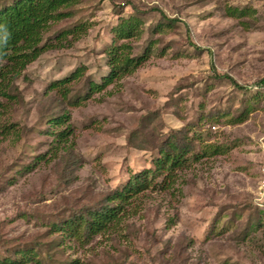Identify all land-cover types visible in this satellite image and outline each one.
<instances>
[{
    "label": "rangeland",
    "instance_id": "rangeland-1",
    "mask_svg": "<svg viewBox=\"0 0 264 264\" xmlns=\"http://www.w3.org/2000/svg\"><path fill=\"white\" fill-rule=\"evenodd\" d=\"M134 7L144 22L134 53L157 42L143 67L78 107L48 90L80 66L91 80L105 76L111 30ZM152 7L178 23L155 32L161 16L145 14ZM229 7L248 15L231 18ZM71 10L45 39L78 24L87 32L31 64L11 87L14 99L0 97V260L28 251L44 264H264V207L256 200L264 93L245 122L226 121L254 103L264 79V0H81ZM67 112L69 124L53 125ZM68 126L73 134L59 148L56 133ZM171 129L194 138V153L213 145L225 152L179 171L169 190L142 194L132 214L85 245L57 231L116 205L108 198L151 166Z\"/></svg>",
    "mask_w": 264,
    "mask_h": 264
},
{
    "label": "trees",
    "instance_id": "trees-1",
    "mask_svg": "<svg viewBox=\"0 0 264 264\" xmlns=\"http://www.w3.org/2000/svg\"><path fill=\"white\" fill-rule=\"evenodd\" d=\"M80 2L81 0H0V97L14 99L11 87L31 64L48 51L66 48L65 43L69 41L70 36L78 40L87 32L85 24H78L60 32L54 40L45 39L52 25L70 18L72 16L71 9ZM133 9L136 10L135 13L127 18L121 16L118 24L111 30V43L105 51L108 67V73L105 76L99 81L91 80L86 77L87 68L80 66L68 76L53 81L48 86V90L56 91L72 107H78L143 67L150 60L151 50L157 42L151 41L141 55L134 53L135 46L132 41L141 37L144 22L140 10L135 7ZM245 12V9L239 10L233 7L226 9L227 15L235 19H241L248 15ZM146 13L160 14L161 19L155 27L157 33L161 31L163 24L175 25L178 23V19L168 17L157 7L149 8ZM241 23L248 24L244 21ZM196 48L199 51L203 50L198 46ZM213 68L215 67L213 66ZM222 78H228L239 89L247 90L228 75H224ZM81 82L84 84L83 89L76 91L75 85ZM254 90L255 93L252 94L255 99L254 103L251 101L249 105L244 103V106L239 108L241 110L238 109V114H235L236 118H229L226 121L235 124L246 121L249 107L251 108L250 104L256 105L260 93H264V79L257 83ZM70 120V113L67 112L51 121H53V125L61 126L69 124ZM214 123H217V120H214ZM178 132L177 129H171L161 141L158 152L152 155L151 166L133 174L121 190H117L108 198L109 203H117L116 205H105L87 217L81 215L73 220H68L62 228L57 227V231L65 232L66 238L85 245L95 236L108 232L112 224V227L118 226L127 215L132 214L136 209H130V206L142 194L151 190H169L177 182L179 171L190 167L192 163L201 161L204 157L225 152L223 148L213 145L206 146L202 154L194 153V138L181 140ZM72 134L70 126L57 132L58 147L61 148L63 144H67ZM39 158L43 159L44 157L40 156ZM37 163L39 162L37 161ZM133 205L135 206V204ZM29 263L44 264V261L34 257L33 253L28 254V251H23L19 260L17 258L0 260V264ZM65 264L86 263L75 259Z\"/></svg>",
    "mask_w": 264,
    "mask_h": 264
},
{
    "label": "built area",
    "instance_id": "built-area-1",
    "mask_svg": "<svg viewBox=\"0 0 264 264\" xmlns=\"http://www.w3.org/2000/svg\"><path fill=\"white\" fill-rule=\"evenodd\" d=\"M261 180H260V185L258 188V197H257V202H258V206L260 207H264V159L262 161L261 164Z\"/></svg>",
    "mask_w": 264,
    "mask_h": 264
}]
</instances>
